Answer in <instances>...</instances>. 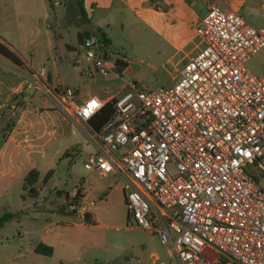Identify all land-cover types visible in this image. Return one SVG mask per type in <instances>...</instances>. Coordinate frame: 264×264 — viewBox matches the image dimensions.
Returning <instances> with one entry per match:
<instances>
[{
    "label": "built area",
    "instance_id": "obj_1",
    "mask_svg": "<svg viewBox=\"0 0 264 264\" xmlns=\"http://www.w3.org/2000/svg\"><path fill=\"white\" fill-rule=\"evenodd\" d=\"M240 1L210 0L195 28L203 46L171 87L127 80L122 94L77 104L78 91L52 88L44 66L23 76L22 88L77 121L113 101L85 168L125 180L128 219L166 248L167 260L156 264H264V77L246 65L264 46V29L240 14ZM105 50L90 33L73 63L84 60L88 77L106 76Z\"/></svg>",
    "mask_w": 264,
    "mask_h": 264
},
{
    "label": "rangeland",
    "instance_id": "obj_2",
    "mask_svg": "<svg viewBox=\"0 0 264 264\" xmlns=\"http://www.w3.org/2000/svg\"><path fill=\"white\" fill-rule=\"evenodd\" d=\"M45 1L0 0V40L10 44L31 68L44 66L54 72L52 59L60 57L58 70L66 76L65 86L81 92L91 87L92 80L99 90L106 86L115 95L126 91L123 86L127 80L145 90L171 87L177 81L179 56L172 64L166 62L169 51L158 52V38L149 31H140L142 25L129 18H124L123 26L112 24L106 28L111 40L105 50L108 75L86 76L80 68L87 63H73L80 45L74 5L69 0H50L55 6L50 10ZM239 12L250 24L264 29V8L258 0H246ZM64 43L73 50L64 53ZM246 65L255 75L264 77V46L248 58ZM9 66L15 67L0 55V95L14 82ZM73 128L76 132L60 146L54 137L24 139L17 134L4 144L0 134V217L12 214L0 223V264H155L151 252L167 260L159 237L128 219L123 197V191H128L125 180L119 175L100 178L85 168L92 147L87 146L82 128L75 123ZM33 167L40 172L34 186L37 195L22 188L24 172ZM49 169L51 176L42 182ZM82 185L83 201L78 193V197L64 202L63 192ZM82 202L89 206L93 220L86 218L85 211L84 216L80 212ZM69 205H75L74 210H66ZM40 239L52 247L51 254L34 251Z\"/></svg>",
    "mask_w": 264,
    "mask_h": 264
},
{
    "label": "crops",
    "instance_id": "obj_3",
    "mask_svg": "<svg viewBox=\"0 0 264 264\" xmlns=\"http://www.w3.org/2000/svg\"><path fill=\"white\" fill-rule=\"evenodd\" d=\"M79 2L82 4L86 17L88 18V27L101 30L110 42L111 40L106 28L112 24L123 26L125 24L124 18H129L134 24H141L142 28L139 26L140 31H149L148 34L155 35L158 38V42L161 43V45H156L158 52L169 51V55L166 59L168 63H174V59L179 56L176 62H179L181 67L203 46L201 38L196 35L195 28L200 23L201 18L206 14L210 5V0H69L70 5H74L75 11H77L76 14L79 18V21H77L78 30L76 34L82 30ZM245 2L246 0L240 1L239 7H242ZM45 3L50 10L54 9L55 6L53 3L51 4L50 0H46ZM88 7L90 9H88ZM1 41L5 42L10 49H12L10 44L6 41L3 39ZM78 43L79 39L77 40V44ZM77 44L72 46H77ZM54 49L58 52L56 47H54ZM67 50L73 49L72 47L69 49L67 44L64 43V53ZM56 56L59 55L57 54ZM6 59L15 67L9 66V70L14 74V77L11 75L14 82H12V85L6 92H2L0 95V130L3 129L7 122L9 123L7 129H3L2 132L0 131L4 144L12 139L13 135L17 134L24 139H27L29 136L35 137L37 135L44 138L54 137L56 138L58 146H60L71 138V134L76 132L73 128V123H75L82 128L84 134L88 138L89 143H87V146L90 144L92 147V150L87 152L88 158L95 151L97 144L95 140V130L90 123L88 121H77L75 117L68 116L63 110L57 108L49 98H43L44 96H41L32 86L28 85L22 88L23 76H31L38 67L36 69L31 68V66L27 65L20 57V64L13 63L8 58ZM59 59L60 57H58V60L56 57L52 59L54 72L45 67L46 77L52 88L57 85L61 87H63V85L65 86L66 76L62 73L60 74L58 70ZM124 70L125 69H123L121 73ZM74 89L78 91L77 104L81 103L89 96H96L105 100H109L116 96L115 93L110 94L106 86H102V89L99 90V85L95 80H92L91 87L85 89L84 92H81L78 88ZM30 170L24 172L23 178ZM90 171L93 173L95 172L100 178L117 175L111 173L102 176L95 169ZM38 173L39 181V170ZM77 192L80 194V198L83 201L85 198V191L82 185L76 187V189L71 192H63L64 202H69L77 195ZM59 193V195H62L61 192ZM123 197L125 202L124 191ZM92 203L93 202H90L89 204ZM82 204L80 210L82 215L84 216L83 211H85V214L89 215V219L93 220L92 213L89 212V206L84 205L83 202ZM74 207L75 205H69L66 210H74ZM41 238H43V236ZM39 243H43V240L40 239L36 246ZM150 258L155 264L157 259L160 260V256L157 252H151Z\"/></svg>",
    "mask_w": 264,
    "mask_h": 264
},
{
    "label": "trees",
    "instance_id": "obj_4",
    "mask_svg": "<svg viewBox=\"0 0 264 264\" xmlns=\"http://www.w3.org/2000/svg\"><path fill=\"white\" fill-rule=\"evenodd\" d=\"M52 4V3H51ZM80 6V18L82 22V30H80L77 34V38L79 39V42L81 39L90 34V33H96L99 34L101 38V42L103 43V47L107 50L110 44L109 39L106 37V35L101 32L99 29H91L88 27V18L86 17V13L82 7V4L79 2ZM0 54L9 60H11L13 63L20 64V59L16 55V53L10 49V47L3 41L0 40ZM113 101L107 102L104 104V106L94 115L92 116L88 122L90 125L93 127L95 131H98L101 126L105 123V121L112 116L113 113V107H112ZM52 174V170H48L46 174L44 175L42 182H45ZM39 178V173L36 168H32L23 178L22 182V188L29 189V192L33 195H37V190L34 188V184L38 181ZM80 196V194H79ZM75 197V196H74ZM73 197V198H74ZM76 197H78V192ZM72 198V199H73ZM74 202V200H72ZM70 202V201H69ZM12 214L10 213H4L0 217V223L3 222L4 220L8 219L11 217ZM86 218L89 220V215L85 214ZM35 251L38 253H44V254H51L53 249L51 246H47L43 243H39L35 247Z\"/></svg>",
    "mask_w": 264,
    "mask_h": 264
},
{
    "label": "water",
    "instance_id": "obj_5",
    "mask_svg": "<svg viewBox=\"0 0 264 264\" xmlns=\"http://www.w3.org/2000/svg\"><path fill=\"white\" fill-rule=\"evenodd\" d=\"M67 214H69L68 212H66Z\"/></svg>",
    "mask_w": 264,
    "mask_h": 264
}]
</instances>
